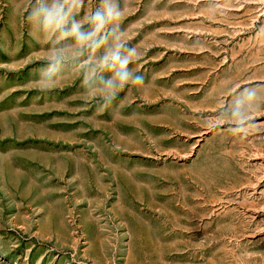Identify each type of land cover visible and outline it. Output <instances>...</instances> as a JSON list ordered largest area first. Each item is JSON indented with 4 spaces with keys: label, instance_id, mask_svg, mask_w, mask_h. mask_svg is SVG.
Returning <instances> with one entry per match:
<instances>
[{
    "label": "rangeland",
    "instance_id": "374dc122",
    "mask_svg": "<svg viewBox=\"0 0 264 264\" xmlns=\"http://www.w3.org/2000/svg\"><path fill=\"white\" fill-rule=\"evenodd\" d=\"M34 2L0 0V264H264V0H130L103 113L74 64L39 90Z\"/></svg>",
    "mask_w": 264,
    "mask_h": 264
},
{
    "label": "clouds",
    "instance_id": "9594fccd",
    "mask_svg": "<svg viewBox=\"0 0 264 264\" xmlns=\"http://www.w3.org/2000/svg\"><path fill=\"white\" fill-rule=\"evenodd\" d=\"M129 3L130 0H99L91 11L86 10V0H35L30 4L25 20L36 33L30 31V35L38 43L42 39L48 52L37 69L39 90H55L65 65L74 64L83 99L95 102L103 113L120 93L144 85V76L130 67L139 60V53L130 43L123 23ZM247 120L239 109L233 112L234 136L243 139L248 135L251 126H246Z\"/></svg>",
    "mask_w": 264,
    "mask_h": 264
}]
</instances>
